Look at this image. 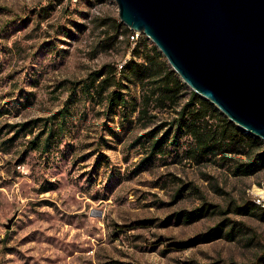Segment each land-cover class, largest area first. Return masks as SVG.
Segmentation results:
<instances>
[{"label": "rangeland", "instance_id": "374dc122", "mask_svg": "<svg viewBox=\"0 0 264 264\" xmlns=\"http://www.w3.org/2000/svg\"><path fill=\"white\" fill-rule=\"evenodd\" d=\"M125 28L115 0H0V264H264V220L233 211L264 193V167L198 164L188 136L142 163L149 143L137 140L164 135L179 107L123 122L81 90L130 60ZM129 92L141 108V87ZM65 107L66 130L45 151V120ZM204 202L216 213L182 217ZM223 223L234 238L206 235Z\"/></svg>", "mask_w": 264, "mask_h": 264}, {"label": "water", "instance_id": "95a60500", "mask_svg": "<svg viewBox=\"0 0 264 264\" xmlns=\"http://www.w3.org/2000/svg\"><path fill=\"white\" fill-rule=\"evenodd\" d=\"M181 80L264 141V0H115Z\"/></svg>", "mask_w": 264, "mask_h": 264}, {"label": "trees", "instance_id": "16d2710c", "mask_svg": "<svg viewBox=\"0 0 264 264\" xmlns=\"http://www.w3.org/2000/svg\"><path fill=\"white\" fill-rule=\"evenodd\" d=\"M130 31L128 27L124 30L129 41L130 60L122 66L119 72L116 67L108 65L91 73L83 83L81 90L87 96L98 97L100 102L106 100L109 106L108 112H118L123 122L129 121L136 111L139 114L138 121H141L152 104L162 108L179 107L175 110L177 116L171 123L172 128H169L164 135L158 137V129H155L137 140L140 145L149 143L150 151L147 152L148 156L142 163L151 162L156 155H164L168 145H179L180 138L188 136L191 144L186 153L198 164L211 161L219 156L222 165L232 161L234 174L242 176L255 174L264 167V141L245 133L216 106L190 90L171 68L163 54L145 35H141L136 45L132 47L128 36ZM76 85L74 84V88L77 87ZM130 85H139L142 89L141 108L139 109L136 98L129 92ZM185 97L187 101L183 102ZM69 111L70 109L65 107L45 120L46 134L40 135V137L46 136L41 142L45 151H49L56 137L66 130ZM49 121L50 124H48ZM30 125L31 123L23 124L22 131L30 128ZM40 137L38 136L36 141H31L35 149L40 145V142H37ZM233 156H245L248 161L241 162L232 158ZM99 162H101L100 158ZM217 209L216 206L204 202L200 208L182 217L186 220L191 216L198 218L205 214L216 213ZM233 211L239 215H250L264 220V207L252 201L243 202L241 205L236 204ZM225 226L226 223L219 224L206 235H223L229 239L234 238L237 227L232 225L229 230H226ZM185 244L180 243L177 246L184 248Z\"/></svg>", "mask_w": 264, "mask_h": 264}, {"label": "built area", "instance_id": "2783aa9c", "mask_svg": "<svg viewBox=\"0 0 264 264\" xmlns=\"http://www.w3.org/2000/svg\"><path fill=\"white\" fill-rule=\"evenodd\" d=\"M141 35L143 34L139 31L131 30L129 32L128 36H129L132 47L136 45L137 40L140 38ZM122 66L123 65H121L120 67L122 68ZM255 202L258 206L264 207V193L257 195Z\"/></svg>", "mask_w": 264, "mask_h": 264}]
</instances>
